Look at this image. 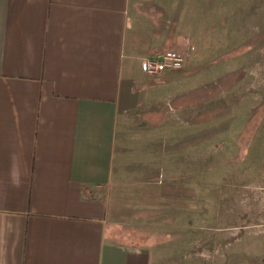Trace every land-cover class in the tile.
Returning <instances> with one entry per match:
<instances>
[{
  "label": "crops",
  "instance_id": "1",
  "mask_svg": "<svg viewBox=\"0 0 264 264\" xmlns=\"http://www.w3.org/2000/svg\"><path fill=\"white\" fill-rule=\"evenodd\" d=\"M182 40L183 69L143 72ZM206 40V10L181 0H0V264H152L117 231L113 190L147 161L143 111L189 109Z\"/></svg>",
  "mask_w": 264,
  "mask_h": 264
},
{
  "label": "rangeland",
  "instance_id": "2",
  "mask_svg": "<svg viewBox=\"0 0 264 264\" xmlns=\"http://www.w3.org/2000/svg\"><path fill=\"white\" fill-rule=\"evenodd\" d=\"M187 1L206 10L191 66L205 78L179 124L170 100L143 111L159 127L132 147L147 160L129 167L136 178L115 182V227L152 264H264V0Z\"/></svg>",
  "mask_w": 264,
  "mask_h": 264
},
{
  "label": "built area",
  "instance_id": "3",
  "mask_svg": "<svg viewBox=\"0 0 264 264\" xmlns=\"http://www.w3.org/2000/svg\"><path fill=\"white\" fill-rule=\"evenodd\" d=\"M188 45L168 50L159 57L145 59L142 63V70L148 75H159L168 70L181 69L188 57Z\"/></svg>",
  "mask_w": 264,
  "mask_h": 264
},
{
  "label": "clouds",
  "instance_id": "4",
  "mask_svg": "<svg viewBox=\"0 0 264 264\" xmlns=\"http://www.w3.org/2000/svg\"><path fill=\"white\" fill-rule=\"evenodd\" d=\"M11 175H12V182H13V184H14L15 186H19V183H20V181H19V173H18V171L15 169V166H13V170H12Z\"/></svg>",
  "mask_w": 264,
  "mask_h": 264
}]
</instances>
